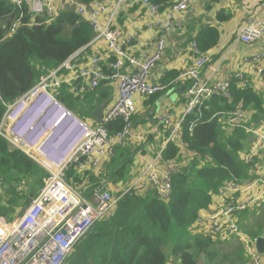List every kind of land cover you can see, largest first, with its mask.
Instances as JSON below:
<instances>
[{"label":"built area","instance_id":"1","mask_svg":"<svg viewBox=\"0 0 264 264\" xmlns=\"http://www.w3.org/2000/svg\"><path fill=\"white\" fill-rule=\"evenodd\" d=\"M16 8L30 15L33 21L44 18L51 22L64 11H73L83 21L90 24L93 38L89 44L78 49L71 57L58 68L43 75L27 93L13 102H4L7 107L5 116L0 124V135L5 137L13 149H20L31 158L38 161L47 171L42 185L36 195L30 198L23 207L18 206L15 214L9 220L0 215V264H64L73 254L78 241L93 227V225L115 213L119 197L109 189L108 184L99 183L88 199L82 188L67 181V171L72 165L84 174V183H89L90 170L102 169L113 146L126 139L133 125V116L136 113V98L151 97L169 90L171 84H164L152 80L153 71L158 65L166 48V32L173 26V15L185 12L193 0H174L168 11L151 0H136L145 5L152 14L164 12L165 19L155 22L160 29V36L156 49L152 54L140 58L128 50L131 39L125 38L115 28L120 12L133 3L132 0H94L86 3L82 0H9ZM23 13V12H22ZM21 13V14H22ZM20 14V15H21ZM20 15L8 29V35L14 34L20 26ZM239 38L246 43L264 38V18L250 19L238 32ZM105 42L108 56L112 57L108 63L109 72L103 65L105 58L94 56L85 64L82 63L80 73L75 61H80L86 55L89 46ZM191 51L196 55L194 65L183 70L174 80L177 84H187V108L184 114L174 120L171 116H164L163 122L170 130L168 140L161 154L171 143L178 145L181 153L185 151L184 127L190 120L189 130L192 131L202 119L203 109L215 97L220 96L228 103H232V83L242 82L240 87H246L240 73L225 79L210 83L203 74V67L212 60V50L202 51L195 39L191 42ZM87 59V58H86ZM129 66L134 71L124 73L122 70ZM242 67L254 68L258 73H264V54L254 53L243 60ZM67 69L72 76L74 92H90L97 88L102 81L110 80L118 83L119 94L116 101L110 106L103 120L97 124H90L78 118L71 110L62 105L55 90L64 84L61 71ZM87 80V83H86ZM50 102L58 107L63 118L72 121L80 139L69 154L55 163L50 160H40L33 156L25 143L19 142L12 134L11 120L14 117V105L25 108L28 104ZM254 110L239 103L236 108L228 112H216L212 117H220L224 128L231 133L236 128H243L252 134L249 141L251 151L246 157L251 161L258 148L264 146V122L258 126L252 122ZM195 115V118L190 119ZM251 118V122H250ZM116 120L123 122V127L111 134L110 124ZM11 134H9L10 132ZM182 148V149H181ZM162 157V156H161ZM157 157L147 164L136 180L141 193L155 190L160 197L167 198L173 189L172 173L177 167L172 161L166 162L168 168L161 170ZM261 186V195L264 196V180L257 179L248 187ZM220 195L224 204L217 210L207 212L206 216H199L190 230L194 234H203L217 241H229L238 237L245 240L248 254L252 261L262 263L261 256L249 240L242 234L237 223V212L248 207L247 203L235 200L234 195L240 192L238 181H231L221 188ZM227 189V190H226Z\"/></svg>","mask_w":264,"mask_h":264},{"label":"trees","instance_id":"2","mask_svg":"<svg viewBox=\"0 0 264 264\" xmlns=\"http://www.w3.org/2000/svg\"><path fill=\"white\" fill-rule=\"evenodd\" d=\"M151 1L164 10L174 0ZM19 15L18 30L8 35L9 27ZM227 17L219 16L221 20ZM92 38L90 24L73 11H64L51 22L44 18L33 21L26 10L16 8L9 0H0V124L7 111L4 102H13L27 93L43 75L60 67ZM219 38L218 28L206 25L195 40L206 51L216 46ZM178 75L177 71L168 73L165 82L175 80ZM231 89L232 103L215 96L192 131L190 120L186 122L183 139L190 158L187 165L176 163L170 196L163 198L155 190L141 193L134 188L120 194L115 213L96 222L64 264H170L173 258L179 259L180 264H250L252 259L245 240L235 237L217 241L190 230L200 211L209 206L224 183L243 179L250 170V165L240 158V152L250 147L246 130L236 128L229 133L220 117L212 116L243 103L254 110L252 122L258 126L264 121V98L251 86L240 87L236 81ZM193 118L195 115L190 119ZM122 127L123 122L116 120L109 130L113 134ZM179 153L180 149L171 143L164 160H177ZM36 167L34 160L22 150L11 148L9 141L0 135V182L8 185L0 198L1 216L14 214L18 206L23 207L20 205L23 201L30 200L28 195L39 182ZM129 171L122 166L111 179L126 180ZM20 176L26 179V188L19 193L16 182H20ZM81 180L84 182L85 177L81 179V173L72 165L67 171V181L76 184ZM249 243L254 246L251 239Z\"/></svg>","mask_w":264,"mask_h":264},{"label":"crops","instance_id":"3","mask_svg":"<svg viewBox=\"0 0 264 264\" xmlns=\"http://www.w3.org/2000/svg\"><path fill=\"white\" fill-rule=\"evenodd\" d=\"M132 1L133 3L125 10L123 9L118 15L115 28L125 38L131 39L128 50L142 59L152 54L156 49L161 32L155 22L164 20L166 17L164 12L152 14L142 3L136 0ZM164 9L168 11L170 6ZM219 16L228 17L221 20ZM256 17L264 18V0H193L185 12L173 15V26L171 30L166 32V48L152 76V80L155 82L171 84L169 90L151 97L137 96L133 125L126 139L113 146L110 156L104 160L102 169L98 168L89 171L90 177L93 176L94 180H89L88 184L84 183L83 180L75 184L85 186L82 190L88 199L92 190L99 183L108 184L109 189L117 197L132 188L140 192V188L136 186V180L140 178L142 169L157 157L160 158L158 160L160 169L164 171L168 168L166 162L169 160H164L166 150L162 154L161 152L162 149H165L163 147L168 140L170 130L165 126L163 119L166 115L171 116L173 122L180 118L187 108L188 98L186 94L187 84L177 85L174 80L165 82V78L170 72L177 71L180 74L183 70L194 65L196 55L191 51V42L206 25L216 26L219 30L220 38L216 46L211 49V62L202 69L204 76L210 83H214L240 73L245 81V86H251L264 98V73L260 74L254 68L242 67L245 58L254 53L264 54V38L246 43L238 36L240 28L250 19ZM96 55L101 56L103 59L105 58L106 64L103 65V68L106 72H109L108 63L111 62L112 57L108 56V49L104 41L89 46L84 58L80 61H75V64L78 65V72L80 73L81 67ZM82 63L84 64L82 65ZM130 70L134 71L131 67L126 66L122 71L127 73ZM71 76V71L67 69L61 71V78L64 84L54 89L58 101L87 123H100L118 97V83L105 80L90 92L76 93L72 90V82L69 81ZM237 84L240 86L242 82L239 81ZM37 106L42 108L39 113L33 116L32 112ZM98 109L100 110L101 119L96 114ZM14 110L16 112L11 120L13 136L17 137L19 142L28 145L31 149L30 152L37 159L50 160L43 152V147L52 138L56 130L59 129L58 126L60 124L63 126L67 123L65 121L66 118L58 121L62 115L61 110L50 102H44L41 105H35L33 102L25 108L15 104ZM49 115L51 116V121L53 120V125L32 146L29 142L32 132L38 125L45 124V119ZM21 128L23 129L22 133L19 132ZM78 133L81 134L80 131ZM172 144L180 148L175 143ZM187 153L186 150L184 153H181L180 150L177 160L170 161L182 164L185 158V165H187L190 158ZM31 159L35 161L37 166L35 174L36 178L39 179V182L36 183L34 189L28 195V197L31 195L32 198L38 193L47 171L38 161ZM251 164L247 177L244 178V181L239 182L242 190L235 193L234 198L248 204V207L237 215V223L242 234L247 240L251 239L255 248H257L256 239L261 236L264 237V210L262 212L258 210L264 209V196L260 197V185H254L251 188L248 186L257 179L264 180V147L259 149ZM122 166L130 169L128 178L126 180L120 179L117 182L113 181L111 177ZM82 174L81 179L84 176ZM3 192L0 191V198L3 196ZM223 204L221 195L217 193L214 195L213 201L207 210L200 211V215L206 216L207 212L217 210ZM250 221H258L251 231L246 226ZM252 233L257 234L255 236ZM259 254L264 264V253Z\"/></svg>","mask_w":264,"mask_h":264},{"label":"rangeland","instance_id":"4","mask_svg":"<svg viewBox=\"0 0 264 264\" xmlns=\"http://www.w3.org/2000/svg\"><path fill=\"white\" fill-rule=\"evenodd\" d=\"M41 106H37L36 108H34V111L32 112L33 116H35L37 113H39V111L41 110ZM67 122V121H66ZM250 122H251V118H250ZM264 122V121H263ZM51 125H53V120L51 121V116L49 115L46 119H45V124L42 123L40 125H38L34 131L32 132L31 134V137L29 138V142L30 144L33 146L35 145L42 137V135L45 133V131L51 127ZM61 124L58 126L59 129L56 130V132L53 134L52 138L47 142V144L43 147V152H45L46 154V157L50 160H52L53 162L55 163H58L60 162L64 156H67V153H69V151H71L70 149L72 147L75 146V144L77 143V140L80 139V136L81 134H79L77 132V129L75 127V125H73V123H71L70 121H68L67 123H65V125L61 126ZM10 132V131H9ZM19 132L22 133L23 132V129H19ZM78 133V134H77ZM11 134V132L9 133ZM248 135V141H250L252 139V134L251 133H247ZM264 147L263 145H261L258 149ZM182 149V148H181ZM250 151H251V147L248 146V148L246 150H242L240 152V158L243 159L246 163H248L250 165V168H251V162L253 160V157L257 154L255 153L252 158H251V161H249L247 159V155L250 154ZM259 151V150H258ZM257 151V152H258ZM261 151V150H260ZM186 163V159L184 158L183 161H182V164L185 165ZM21 177V176H20ZM246 178V177H245ZM231 181H238V182H242L244 181V178L243 179H231V180H228L224 183V185L221 187H225L227 183L231 182ZM18 183L17 187L18 189H16L17 191H19V193L24 190L26 188V179L24 177H21V180L20 182L17 181L16 184ZM15 184V185H16ZM8 185H5V183H1L0 182V191L3 192L6 187ZM219 190V194L221 192V189ZM227 190V189H226ZM4 193V192H3ZM217 194V193H216ZM215 195V194H214ZM214 195L212 196V201H213V197ZM211 201V203H212ZM28 202V200H25L22 204L20 205H25L26 203ZM210 203V204H211ZM209 204V206H210ZM208 206V207H209ZM207 207V208H208ZM207 208H205L207 210ZM203 209V211L205 210ZM260 212H262L264 209H258ZM202 211V210H201ZM241 212V211H240ZM240 212H237L236 216L240 213ZM252 215V214H251ZM200 216V214H199ZM238 217V216H237ZM7 218L10 220L12 218V215H8ZM246 222V221H245ZM250 221L246 226L249 227L248 230L251 231L253 229V227L256 226V224L258 223V221ZM251 226V227H250ZM235 238H232L231 240H233ZM262 259V257H261ZM262 263H263V259H262ZM170 264H180V261L179 259H176V258H173L171 260V263ZM250 264H259L257 262H254V261H251Z\"/></svg>","mask_w":264,"mask_h":264},{"label":"water","instance_id":"5","mask_svg":"<svg viewBox=\"0 0 264 264\" xmlns=\"http://www.w3.org/2000/svg\"><path fill=\"white\" fill-rule=\"evenodd\" d=\"M97 117L99 118V119H101V115H100V110L98 109V111H97ZM256 245H257V249H258V251L260 252V253H264V237H258L257 239H256Z\"/></svg>","mask_w":264,"mask_h":264},{"label":"bare ground","instance_id":"6","mask_svg":"<svg viewBox=\"0 0 264 264\" xmlns=\"http://www.w3.org/2000/svg\"><path fill=\"white\" fill-rule=\"evenodd\" d=\"M36 105V104H35ZM41 105V104H40ZM44 105V104H43ZM47 105V104H46ZM39 107V106H38ZM36 108V107H35ZM44 110H46V109H44ZM24 115H26V114H24ZM31 115V114H30ZM25 117V116H24ZM24 117H23V120H24ZM27 117V116H26ZM31 117V116H30ZM28 118H29V116H28ZM21 121H22V119H21ZM33 121V120H32ZM65 121H70V120H68V119H66ZM25 122V121H24ZM70 122H72V121H70ZM21 123V122H20ZM32 125V124H31ZM27 126V125H26ZM29 126V125H28ZM13 127V126H12ZM31 127V126H30ZM16 132V131H15Z\"/></svg>","mask_w":264,"mask_h":264},{"label":"flooded vegetation","instance_id":"7","mask_svg":"<svg viewBox=\"0 0 264 264\" xmlns=\"http://www.w3.org/2000/svg\"><path fill=\"white\" fill-rule=\"evenodd\" d=\"M10 215V214H9Z\"/></svg>","mask_w":264,"mask_h":264}]
</instances>
